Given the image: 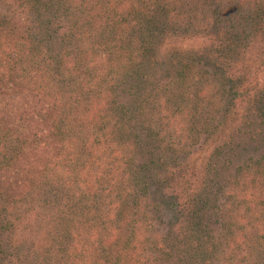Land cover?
<instances>
[{
    "label": "trees",
    "instance_id": "1",
    "mask_svg": "<svg viewBox=\"0 0 264 264\" xmlns=\"http://www.w3.org/2000/svg\"><path fill=\"white\" fill-rule=\"evenodd\" d=\"M248 1L0 0V264H264V0ZM192 38L202 51L174 49ZM153 186L160 230L140 212ZM36 211L29 262L15 223Z\"/></svg>",
    "mask_w": 264,
    "mask_h": 264
},
{
    "label": "rangeland",
    "instance_id": "2",
    "mask_svg": "<svg viewBox=\"0 0 264 264\" xmlns=\"http://www.w3.org/2000/svg\"><path fill=\"white\" fill-rule=\"evenodd\" d=\"M118 1L119 0H117V1L113 0V2L115 4ZM244 1H246V0H244ZM3 2L5 4H10L11 5V3H10L11 0H3ZM248 2H251V1L249 0ZM246 7H247V5H246ZM92 14H94V12L91 13V12H89V10H87L86 13H84V15H83L84 22H83V24L81 26L82 28H80V31H82L83 33H88L89 34V30H88V28H86L85 22H87L86 19H90L92 17ZM24 17L28 18L29 21L31 19H33L31 16H29V14L28 15L24 14ZM128 30L126 31L127 32L126 34H129ZM61 33L62 34L65 33V28H63ZM126 34H125V36H127ZM189 35L191 36V34H189ZM84 39H87V35L84 36ZM173 42H174V40H172L170 43H173ZM175 42H176V45L174 46V49L178 48V49L186 50L187 52L190 51L191 53H195V51H197V50L202 51V46H204V44L202 45V42H203L202 39H199V38H192V39H185V40L176 39ZM170 51L171 50H167L166 53H169ZM159 53H160V55L162 54V56H163V52L162 51L159 52ZM162 56H159L158 61H157L158 62L157 65L158 66L161 65L162 67L165 68V66H166L165 64H167V59H165ZM121 98H123V100H124V98H127V97H121ZM132 124L134 125L135 123L132 122ZM255 146H256L255 143H252L251 146H249V145L246 146L245 145L246 151H240L241 156H240V159L238 160V162H240L241 160H245V158L247 159L248 157H250V154L252 153L251 151H253ZM193 149H195V146H194V148H192L190 150H193ZM100 150H101L100 152L104 153V154H106V152H107V150L105 148H102ZM141 156H142V159H143V153L142 152L139 153L137 157L139 158ZM138 158H136L137 162H138ZM103 159H104V157H103ZM105 169H106V165L105 164H102L100 169L99 168H95L94 172L92 173V177L90 179L91 182L93 183L95 181V177H98V175L100 176V174L102 172H104ZM94 185H97V183L95 182ZM102 185L103 186L105 185V181L103 182ZM126 185L127 184L121 185V188H119L118 185H114V182H110V183H108L106 185L105 189H103V190H115V189H118V188H119V190H138V189L134 188L132 185H129V186H126ZM97 189H99V188H97ZM101 189L102 188H100L99 190H101ZM150 190H153V192L151 193V195L149 197H147L145 199V201H144L145 203L142 202V207H141V211L140 212H141V215H142V213H144L146 211V213H147L146 216H147L149 224H152L154 226V229L160 230V229H162V226H163V224L161 223L162 220L164 222H167L170 219V217H171L172 210H170L169 207H166V206L164 208L159 206V209L161 210L160 213H156V210L153 207L150 208V209L149 208L148 209H144L145 206L143 204L148 205L150 203L157 202L156 197L158 196V193L154 191V190H157V189L155 188V186H153V187L150 188ZM109 209H106V210H108L107 212L102 211V213H104L105 216H107L106 217L107 219L111 217L110 216L111 213H110ZM34 214L35 215H33V216H26V217L23 216L21 221L15 223L16 228H15V232H14V235H15L14 240L19 243V245H20L19 248L22 249V250L25 249L26 252L28 250L31 251V249H29L28 247H30L31 243L36 240L37 236H39V237L41 236V233H39V230H38L39 229L38 223H39V220H40L39 218L40 217L37 215V211ZM150 234H153V231L150 232ZM31 252H29L26 255L29 262L33 260L32 258L34 256V254L36 253L35 251L34 252L31 251Z\"/></svg>",
    "mask_w": 264,
    "mask_h": 264
}]
</instances>
